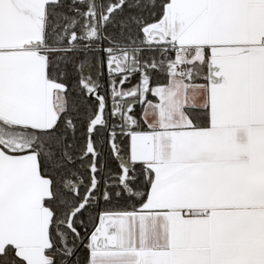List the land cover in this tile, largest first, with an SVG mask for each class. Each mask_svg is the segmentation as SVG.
<instances>
[{
    "label": "snow or ice",
    "instance_id": "1",
    "mask_svg": "<svg viewBox=\"0 0 264 264\" xmlns=\"http://www.w3.org/2000/svg\"><path fill=\"white\" fill-rule=\"evenodd\" d=\"M0 264H264V0H0Z\"/></svg>",
    "mask_w": 264,
    "mask_h": 264
}]
</instances>
